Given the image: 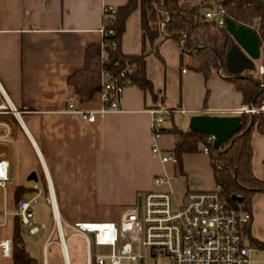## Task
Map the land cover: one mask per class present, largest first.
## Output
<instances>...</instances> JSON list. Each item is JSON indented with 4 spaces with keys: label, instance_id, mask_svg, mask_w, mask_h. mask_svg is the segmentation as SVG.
Wrapping results in <instances>:
<instances>
[{
    "label": "crops",
    "instance_id": "0c3cea01",
    "mask_svg": "<svg viewBox=\"0 0 264 264\" xmlns=\"http://www.w3.org/2000/svg\"><path fill=\"white\" fill-rule=\"evenodd\" d=\"M125 1L0 0V87L5 99L24 113V121L19 118L24 129L18 122L20 129L17 130L25 141L24 148L39 163L42 181L37 183L35 171L36 179H29L33 183H16L10 196L14 204L15 187H23L25 190L18 198H26L33 193L34 183L39 186L40 198L45 201L42 204L47 205L51 219L47 227L45 221L36 220L34 212L36 223H44L35 233L41 232L38 240L44 243L53 229L46 201L49 186L61 220L68 264L63 227L72 236L67 223L116 220L120 205L132 204L139 193L154 188V175L169 178L168 186L176 202L183 199L188 189L217 187L212 159L208 151L202 150L203 146L197 151L182 153L176 163L161 162L150 152V116L146 108L163 103L184 109L173 111L164 120V130L157 139L162 153H172L176 138L173 129H188L190 115L239 114L238 109L245 105L240 91L223 74L205 77L202 71L192 68L187 54H180L172 38L157 36L153 44H157L158 54L154 53L152 44L146 39L142 41L139 9L135 8L124 21L119 48L125 54L145 53L144 72L152 90L126 85L120 97L122 110L96 115L93 120L64 111L70 96L66 77L82 66L86 46L100 42L103 7ZM193 1L186 0L188 4ZM205 1L212 4L216 0ZM199 10L201 13L202 8ZM72 100L82 109H95L101 104L99 92L84 101ZM250 144L252 173L264 180V133L253 129ZM3 150L10 158L6 146ZM31 170L26 168L25 174ZM249 212L250 219L244 228L246 239L264 241V192L252 194ZM21 234L24 241L31 236ZM79 237L84 242L81 255L84 264L86 246L84 238ZM50 238L57 245L55 230ZM58 254L61 261L59 248ZM44 263L48 264L46 249Z\"/></svg>",
    "mask_w": 264,
    "mask_h": 264
},
{
    "label": "built area",
    "instance_id": "2783aa9c",
    "mask_svg": "<svg viewBox=\"0 0 264 264\" xmlns=\"http://www.w3.org/2000/svg\"><path fill=\"white\" fill-rule=\"evenodd\" d=\"M220 2L221 0H216L211 4L205 0H194L192 4L202 8L203 20L224 26L225 16ZM105 8L112 13L115 6L106 5L103 10ZM111 46H115V41H111ZM101 57L102 60L107 59L103 49H101ZM256 59L258 85L263 91L260 104L256 107L251 104L244 105L238 109V112L264 111V44H259V56ZM130 67L127 63L119 71V77L110 74L105 68L100 70L98 92L101 104L98 108H79L74 104L72 97L68 96L63 110L76 113L86 120H93L96 115L100 116L107 112L121 111L120 97L123 88L130 84V78L126 74ZM181 70L183 71L184 68ZM0 98L5 99L1 87ZM5 102L12 114L21 118L22 111L16 109L7 99ZM146 111L150 116L149 130L152 140L150 152L161 162L176 163L177 159L173 153L160 151L157 139L164 130V120L173 111L183 112L184 109L161 103L149 106ZM174 134L176 137V133ZM207 142H211V136H208ZM202 150L207 151L206 146H203ZM8 167V154L1 150L0 227L7 214L5 184L8 179ZM152 183L154 188L138 194V203L135 201L129 205L119 206L116 220H79L67 223L71 235L84 238L86 246L84 264H144L143 248L147 250L148 257L154 261L158 257L166 259L165 264H264V250L250 243L245 237L244 228L250 219L249 210L230 205L218 187L188 189L183 199L176 202L168 186L169 178L166 175H154ZM162 185L167 187L162 188ZM32 188L33 193L29 197H20L14 202L13 214L17 216L20 231L26 236L35 234L44 227V223H36L33 210L37 199L42 197V191L36 183ZM46 201L53 222L52 230H55L57 235L56 242L61 262L68 264L65 238L61 233V220L49 186H47ZM52 230L44 240L43 250L52 241L50 238ZM259 250H262V256L252 257ZM9 255L10 238L0 236V257Z\"/></svg>",
    "mask_w": 264,
    "mask_h": 264
},
{
    "label": "trees",
    "instance_id": "16d2710c",
    "mask_svg": "<svg viewBox=\"0 0 264 264\" xmlns=\"http://www.w3.org/2000/svg\"><path fill=\"white\" fill-rule=\"evenodd\" d=\"M224 16L232 18L236 23L250 25L257 33L259 44H264V0H221ZM135 8L139 9L142 41L152 44V51L158 54L157 44H153L159 35L172 38L178 44L180 54L186 53L188 64L203 72L205 77L217 74L234 84L241 93L242 104L258 106L262 90L258 92V79L248 75L244 69L234 75L224 67V55L229 48L232 37L223 25L201 18L199 6L188 4L186 0H126L116 5L112 13L106 8L102 11L101 40L90 43L84 52L81 67L66 77L69 95L77 101L90 99L99 91L100 70L105 68L110 74L119 77V71L128 63L131 67L126 72L130 78L129 85H136L143 90H152V84L145 76L144 55L125 54L119 48L120 36L124 29V21ZM115 41V46H111ZM101 49L107 55L102 60ZM155 97V94H152ZM240 128L225 139L218 149L207 142L209 135L190 129L174 128L176 138L172 153L179 158L184 152H194L200 146H206L212 159V172L216 186L225 200L236 208L250 209V199L254 192H264V180L254 176L251 170L252 148L250 134L253 129L264 132V111L253 113L239 112ZM20 129L18 123H15ZM23 187H15L13 198L16 200L24 191ZM231 194L239 195L232 199ZM10 255L5 257L8 264H35L34 259L24 247L17 216L14 215L10 232ZM258 248L264 250V241L250 238Z\"/></svg>",
    "mask_w": 264,
    "mask_h": 264
},
{
    "label": "rangeland",
    "instance_id": "374dc122",
    "mask_svg": "<svg viewBox=\"0 0 264 264\" xmlns=\"http://www.w3.org/2000/svg\"><path fill=\"white\" fill-rule=\"evenodd\" d=\"M256 62L257 59H255L253 62V69L244 72L250 75L255 80L256 78L259 79V76L256 74ZM18 110L22 111L21 109ZM23 114L24 113H21V119L24 121L25 116ZM15 123H18V121L13 116L12 112L9 110L7 103L2 100V98H0V151L3 150V148H5L6 146L10 156L8 167V179L6 180L5 184L7 190V214L5 216V221L3 225L0 227V236L2 237L10 236L11 232V225L14 217V204L10 196L12 187L18 182L23 185H31L33 183L32 180L26 179L27 173L25 174V169L29 168L36 171L37 183L42 184L39 163L32 157L30 151L24 148L25 141L22 137L21 132L18 131L16 125H14ZM7 128H9V130ZM42 202H45L44 199L38 198L36 204L33 207V210L35 212V218L38 222L45 221L47 227H49L51 223L49 210L47 205H43ZM0 218L2 220V208L0 209ZM63 234L66 237V247L70 264H82L81 255L84 248L83 239L77 235L68 236V230L65 226L63 227ZM40 236L41 232L31 236H27L24 241V247L29 253V255L34 259L35 264H42L43 259V241L38 240ZM54 237L55 235L52 236V239ZM142 251L145 255L144 264H165L164 259H162L161 257H158L154 261L148 257L147 250L145 248H143ZM46 255L48 264H51V262L61 264L58 254V248L54 242L51 241L46 246ZM261 256L262 250H259L257 251V254L255 253L252 255V257L254 258H259ZM0 264H8V259L5 257H0Z\"/></svg>",
    "mask_w": 264,
    "mask_h": 264
},
{
    "label": "water",
    "instance_id": "95a60500",
    "mask_svg": "<svg viewBox=\"0 0 264 264\" xmlns=\"http://www.w3.org/2000/svg\"><path fill=\"white\" fill-rule=\"evenodd\" d=\"M224 28L231 35L232 42L224 55V67L229 72L237 75L244 69H253L254 60L259 56V42L256 31L249 26L236 23L232 18L224 17ZM217 73L219 71L217 69ZM262 88L259 86L258 92ZM19 122V119L15 117ZM21 127L24 129L23 124ZM238 114H209L197 113L188 117L187 127L200 133L211 136V146L218 149L222 142L240 128ZM27 179H36L34 170H31ZM232 199H238L239 195L231 194ZM138 203V198H137ZM92 235V233H91Z\"/></svg>",
    "mask_w": 264,
    "mask_h": 264
},
{
    "label": "bare ground",
    "instance_id": "6f19581e",
    "mask_svg": "<svg viewBox=\"0 0 264 264\" xmlns=\"http://www.w3.org/2000/svg\"><path fill=\"white\" fill-rule=\"evenodd\" d=\"M19 119V118H18ZM19 122L21 123V121L19 120Z\"/></svg>",
    "mask_w": 264,
    "mask_h": 264
}]
</instances>
